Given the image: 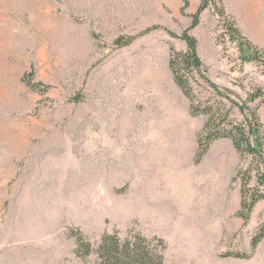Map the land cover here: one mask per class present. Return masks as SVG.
I'll return each instance as SVG.
<instances>
[{"label": "rangeland", "instance_id": "obj_1", "mask_svg": "<svg viewBox=\"0 0 264 264\" xmlns=\"http://www.w3.org/2000/svg\"><path fill=\"white\" fill-rule=\"evenodd\" d=\"M188 1L182 12V0H53L51 17L29 23L26 37L8 49L0 126L22 122L31 150L13 199L0 209V264H96V255H76L77 230L94 249L105 234L160 238L165 264H264V240L252 245L264 201L248 222L239 216L238 174L248 171V189L259 188L258 161L218 140L196 162L210 116L192 113L170 68L171 48L187 50L170 33L182 36L200 5ZM224 8L237 24L220 0L190 32L204 63L192 76L194 94L239 123L250 115L239 105L248 104L264 126L263 98L249 102L264 93V55L241 59L220 22ZM32 68L46 92L22 81Z\"/></svg>", "mask_w": 264, "mask_h": 264}, {"label": "trees", "instance_id": "obj_2", "mask_svg": "<svg viewBox=\"0 0 264 264\" xmlns=\"http://www.w3.org/2000/svg\"><path fill=\"white\" fill-rule=\"evenodd\" d=\"M220 0H200V5L196 13L192 16L191 27L184 31L182 36L170 33L172 37L180 38L187 44V50L179 52L171 48L170 68L174 79L185 96L192 102V113L194 115H209V121L205 126L204 133L199 139V150L196 156V162L200 163L208 154L211 145L218 140H230L242 158L246 156L253 157L259 163L257 180L259 188L248 189L250 173L239 172L238 177L242 178V199L241 212L239 216L248 222L255 206L264 201V126L257 112L251 111L248 104L239 105L242 112H249L244 122H236L230 119V115L224 109L217 108L218 105H203L198 101L194 94L192 79L194 73H202L204 63L198 53V41L191 35V30L200 25L201 15L210 6H216ZM182 12L189 7L188 0H182ZM223 28L226 29L230 41L236 43L240 51L241 59L245 62L258 60V54L264 55L255 45L248 40L237 26L225 8L217 12ZM158 27L149 28L136 37L119 39L116 44L126 46L134 42L137 38L149 34ZM35 71L25 74L22 81L32 90L39 91L44 88L46 92L49 87L42 83H35ZM203 79L208 83L217 94L221 95L219 86L210 81L203 75ZM263 98V99H262ZM262 99L264 103V93L259 90L258 93L249 96V102H255ZM77 238L76 255L80 258H89L96 255V264H165L164 252L166 250L165 242L160 238L148 239L141 234L131 236L122 240L117 233L105 234L97 249H94L91 242L80 232L72 233ZM264 240V225L260 227L259 232L253 238V248L257 247Z\"/></svg>", "mask_w": 264, "mask_h": 264}, {"label": "crops", "instance_id": "obj_3", "mask_svg": "<svg viewBox=\"0 0 264 264\" xmlns=\"http://www.w3.org/2000/svg\"><path fill=\"white\" fill-rule=\"evenodd\" d=\"M53 0H0V64L11 63L8 49L30 30L29 23L45 22L54 11ZM237 26L254 44L264 47V0H223ZM9 58V59H8ZM1 70V67H0ZM22 122L0 126V209L13 199L14 182L30 153V139L21 134ZM9 129L4 137L1 129ZM6 140V141H5Z\"/></svg>", "mask_w": 264, "mask_h": 264}]
</instances>
